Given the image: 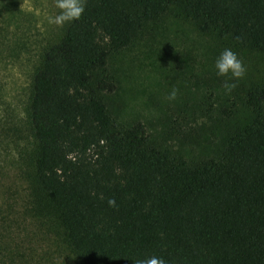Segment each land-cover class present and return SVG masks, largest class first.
I'll return each mask as SVG.
<instances>
[{"label":"trees","instance_id":"16d2710c","mask_svg":"<svg viewBox=\"0 0 264 264\" xmlns=\"http://www.w3.org/2000/svg\"><path fill=\"white\" fill-rule=\"evenodd\" d=\"M178 5L201 32L264 52V0H78L31 67L32 209L57 222L77 264H264V83L246 90L248 119L196 158L108 103L112 55Z\"/></svg>","mask_w":264,"mask_h":264},{"label":"rangeland","instance_id":"374dc122","mask_svg":"<svg viewBox=\"0 0 264 264\" xmlns=\"http://www.w3.org/2000/svg\"><path fill=\"white\" fill-rule=\"evenodd\" d=\"M77 2L0 0V264H77L57 222L32 209L24 116L31 67ZM109 66L118 120L143 122L160 146L189 158L215 151L235 119L246 121V90L264 83V52L201 32L182 5L148 23ZM231 99L236 114L226 121L218 109Z\"/></svg>","mask_w":264,"mask_h":264}]
</instances>
